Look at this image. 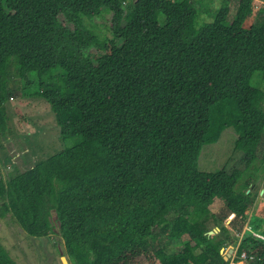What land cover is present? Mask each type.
<instances>
[{"label":"trees","instance_id":"trees-1","mask_svg":"<svg viewBox=\"0 0 264 264\" xmlns=\"http://www.w3.org/2000/svg\"><path fill=\"white\" fill-rule=\"evenodd\" d=\"M202 1L0 0V132L5 104L34 75L61 138L81 139L0 177V218L33 238L56 229L69 264H230L228 246L233 263L264 264V217H249L251 193L235 190L242 173L198 169L229 128L246 166L257 159L264 0L253 20L254 0L203 5L210 22L199 20ZM104 14L111 38L100 40L85 20ZM0 264H17L1 244Z\"/></svg>","mask_w":264,"mask_h":264},{"label":"rangeland","instance_id":"rangeland-1","mask_svg":"<svg viewBox=\"0 0 264 264\" xmlns=\"http://www.w3.org/2000/svg\"><path fill=\"white\" fill-rule=\"evenodd\" d=\"M220 3L221 0H203L201 6H196L200 9L199 20L201 22H210L211 20L208 14L203 13V5L211 12L218 8ZM261 4L263 5V0H254L252 20L256 18L255 14L262 7ZM111 19V14H104L100 19L85 20V27L100 40L111 38L109 29ZM251 19L247 20L245 26L253 23ZM65 26L72 29L69 24H65ZM28 78L32 80L33 86L27 88L24 86V82L20 81V97L9 100L5 104L6 131L0 132V177L4 181H8L18 173L29 169L39 160L47 159L64 149L73 147L81 140L80 137L61 138L49 105L36 95L35 76L30 75ZM262 79V74L255 72L250 81L251 86L262 89ZM236 138L234 130L229 128L222 133L217 143L205 146L199 156L198 169L207 173L218 170H225L226 172L239 170L242 174L235 190L242 191L245 189L247 193H251L253 207L249 212V217L251 214L264 217V137L257 151V159L250 166H246L243 159L244 155L235 151ZM246 185L248 186L246 187ZM222 207L223 201H216L210 211L211 213H218ZM257 220L255 223L259 227V231L264 232V220L263 222ZM246 228L249 229L247 224L241 235ZM217 229L214 228L210 232L215 234L218 232ZM56 231L55 229V233L48 237L33 238L24 233L9 215L0 218V244L17 264H62L60 257L64 256L63 245ZM232 238H237L238 242L241 239L235 232L231 234ZM229 248L232 247L228 246L222 253L224 257L231 260L230 264H243V262H232L237 246L233 247V253L230 255ZM134 264L152 263L144 257H140Z\"/></svg>","mask_w":264,"mask_h":264},{"label":"water","instance_id":"water-1","mask_svg":"<svg viewBox=\"0 0 264 264\" xmlns=\"http://www.w3.org/2000/svg\"><path fill=\"white\" fill-rule=\"evenodd\" d=\"M217 231H219V229H217ZM210 234L213 235V232H209V235ZM222 252H223V250H221V253ZM228 252H229V255L232 254L233 253V248H229ZM60 259H61V263L62 264H68V261H67L65 256H61ZM224 260L227 261L228 259L226 257H224Z\"/></svg>","mask_w":264,"mask_h":264},{"label":"built area","instance_id":"built-area-1","mask_svg":"<svg viewBox=\"0 0 264 264\" xmlns=\"http://www.w3.org/2000/svg\"><path fill=\"white\" fill-rule=\"evenodd\" d=\"M241 259L243 260V259H245V255L243 254V255H241ZM241 262H243V264H244V261H241ZM239 263V262H238Z\"/></svg>","mask_w":264,"mask_h":264}]
</instances>
